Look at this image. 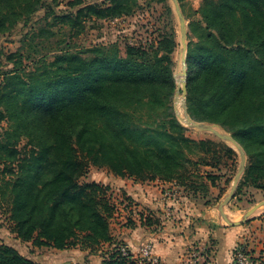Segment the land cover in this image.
Here are the masks:
<instances>
[{"label":"trees","instance_id":"trees-1","mask_svg":"<svg viewBox=\"0 0 264 264\" xmlns=\"http://www.w3.org/2000/svg\"><path fill=\"white\" fill-rule=\"evenodd\" d=\"M60 1L0 0V34L20 23L29 26L24 44L42 34L44 29L29 24L43 6L44 19L52 15L74 35L84 29L82 18H120L139 7L138 0H67L74 9L57 13ZM178 2L190 18L187 110L194 120L219 124L243 148L239 197L245 184L264 187V0H205L198 11L188 9L201 19ZM165 8L168 27L154 42L92 45L83 54L66 44L52 60L30 68L22 58L13 60L15 54L7 58L11 67L0 86V118L9 119L0 137V201H8L17 238L35 246L90 251L108 243L100 249L102 264H137L112 235L109 219L117 209L107 196L109 186L80 181L85 164L78 152L120 177L179 183L193 164L189 155L210 151L205 140L187 135L172 110L175 40L171 11ZM21 137L31 148L19 156ZM207 177L213 184L214 177ZM199 188L208 190L203 182ZM0 264L34 262L1 243Z\"/></svg>","mask_w":264,"mask_h":264},{"label":"rangeland","instance_id":"rangeland-1","mask_svg":"<svg viewBox=\"0 0 264 264\" xmlns=\"http://www.w3.org/2000/svg\"><path fill=\"white\" fill-rule=\"evenodd\" d=\"M66 1L67 0H61L59 5L55 7V11L57 13L74 9V7L71 8L69 5H67ZM85 1L101 2L102 0ZM204 1L205 0H182V4L188 13L189 8L198 11ZM138 2L139 7L137 8L136 12L129 16L113 19L82 18L81 26H84V29L77 35H74V29L67 26H62L60 23H56L53 20L52 15L44 19L43 17L45 14V7L43 6L39 8L31 16V23L29 25L33 28H36V30H40V28L44 29L42 34L38 33L34 37H28L26 39V43L24 44L22 36L24 32L29 30V26H23L21 23L17 24L10 32L0 34V86L2 85L3 72L11 67V63H9L7 58L14 54L15 55L12 57L13 60L21 61L22 58L24 59L25 65L30 68L32 65L36 66L41 59L47 61L52 60L55 55L60 54V50L66 44L68 48L75 49L83 54L84 50L92 45H108L113 42H117V45H119L120 48H123L125 43L139 45L145 44L148 41L154 42L158 37V33L163 30L162 27L167 30V19L164 17V12L166 10L165 5L167 4L171 11L170 14L175 40V47L171 53V72L172 78L174 80V94L171 103L172 110L178 119H181L180 121L187 127V135L194 140H205V148H210V151H208L207 154L189 155L193 160V164H191L188 169L183 170V173L188 171L189 173H185L182 176V178L185 179L183 182L179 183L181 185L188 184L189 186L197 185L200 187L202 180L195 175V172H219L221 176L219 175L217 177V188H215V191L213 192L209 189L206 195L209 197V199H211L212 193L216 195L218 188H221L223 191L221 190V193H219V200H222L225 198V196H227L229 190L232 187L234 178L240 166V154L239 150L231 142L222 140L208 130L193 128L187 124L186 120H183L185 116V110L187 113L188 110L186 105L187 88L185 99L183 98L181 88V79L185 78L186 82L187 78V63L186 75H184L182 59L185 55L186 60L187 43L189 40L188 22L190 18L186 17L181 7H179L185 24V37H183V31L180 24L181 18L178 15L172 0H166L164 3H161L160 0H138ZM188 14L196 19H201L199 12L194 15H192V13ZM183 41L186 43V49H184ZM28 58L31 60L29 61ZM0 110H2L1 107ZM191 119L193 118L191 117ZM197 122H203L211 125L213 124L214 128H216V130H218L220 133L231 135L227 130L217 123L206 121ZM8 127L9 119L6 116L0 118V137L2 136V133L8 129ZM226 146L232 148L234 154H228L226 151ZM16 148L19 151V156H21L22 154L27 153L31 146L27 143L26 138L21 137L16 144ZM78 153L79 160L83 161L85 164V173L80 178V181L83 182L94 180L109 186V190H107V196L117 209V212L112 215L109 220L111 222V230L113 233H115L117 238L119 235L118 230H121L120 228L125 224H129L130 220L128 217L130 214L128 212L130 201H128V199L123 196L124 194L122 195V191L116 189L120 184H122L121 177L112 173L105 166L98 167L91 164L82 153ZM214 163L218 164V169L213 168L216 166ZM1 168H3V164L0 162V169ZM124 177L126 182H132L130 179L126 178L128 176ZM242 177L243 174L241 175L239 182ZM133 179L141 180L135 177H133ZM193 182H197V184ZM121 198L126 199V206L122 205L123 202H121ZM261 201H264V187L256 188L248 183L243 186L240 196L233 198L229 203L230 205H227V212H232L235 214L236 212L243 213L248 210L252 204ZM252 216H254L253 219L257 217H262L263 219L264 212L259 213L258 210L253 213ZM11 227L12 223L8 219V201L1 200L0 235L2 234L3 236H0V239L4 237L10 242H14L16 240L17 237ZM245 249L247 250L246 247Z\"/></svg>","mask_w":264,"mask_h":264},{"label":"crops","instance_id":"crops-1","mask_svg":"<svg viewBox=\"0 0 264 264\" xmlns=\"http://www.w3.org/2000/svg\"><path fill=\"white\" fill-rule=\"evenodd\" d=\"M213 168L218 169V166ZM207 174L214 177L213 184ZM195 175L208 190L215 191L219 172H195ZM126 178L132 182H126L125 177H121L122 184L116 189L128 196L123 195L130 201V220L129 224L118 230L117 238L113 231L112 235L123 241L131 252H138L141 243L149 242L162 264H234V249L240 244L250 252L252 264H264V218L253 219L251 215V219L242 224L226 226L217 208L221 201V188L216 190V195L212 193L209 199L206 195L208 190L200 191L197 185H181L160 179ZM233 198H237L235 194ZM126 199L121 198L124 206L127 205ZM227 205L223 213L232 220H239L244 212H227ZM258 210L259 213L264 212V206ZM1 243L14 247L34 264H102L100 249L108 246V243L103 244L94 251L78 246L56 249L35 246L19 238L10 242L4 237L0 239Z\"/></svg>","mask_w":264,"mask_h":264},{"label":"water","instance_id":"water-1","mask_svg":"<svg viewBox=\"0 0 264 264\" xmlns=\"http://www.w3.org/2000/svg\"><path fill=\"white\" fill-rule=\"evenodd\" d=\"M172 1L174 2V5L176 7V11L181 18L180 24H181L182 31H183L182 36L185 37V24H184V18L182 16L180 8H179L180 5L178 4V0H172ZM183 46H184V49H186V43L184 41H183ZM182 63H183V73H184V75H186L185 55L183 56ZM181 88H182L183 98L185 99V94H186L185 78L181 79ZM185 109H186V107H185ZM179 120H181V119H179ZM183 120H186L187 124L193 128L208 130V131L214 133L216 136H218L222 140H226V141L231 142L239 150L240 166L238 168L237 174L234 178V181H233L231 189L229 190V193L227 194V196H225L224 199H222L218 203L217 208H218V212H219V217L221 218V220L224 222V224L226 226H233V225L242 224V223L246 222L259 207L264 206V201L258 202L257 204L252 206L249 210L245 211L239 220H232L226 214L223 213V208L227 205V203L234 196V194L236 192L237 185L239 183V179L244 172V168L246 165V154H245L243 148L240 146V144L231 135L223 134V133H220L218 130H216V128H214L213 124L211 125V124H207V123H203V122L194 121L193 119H191V117L189 116V114L187 113L186 110H185V116H184Z\"/></svg>","mask_w":264,"mask_h":264},{"label":"built area","instance_id":"built-area-1","mask_svg":"<svg viewBox=\"0 0 264 264\" xmlns=\"http://www.w3.org/2000/svg\"><path fill=\"white\" fill-rule=\"evenodd\" d=\"M123 254L130 255L137 264H162L160 259L155 255L152 246L149 242H143L140 245L139 251L133 253L126 244L120 246ZM193 254H191L192 256ZM252 257L250 253L243 247V245H236L234 249V264H252Z\"/></svg>","mask_w":264,"mask_h":264}]
</instances>
